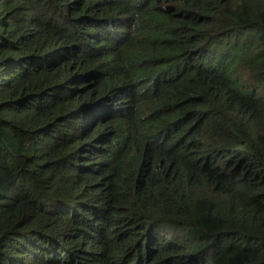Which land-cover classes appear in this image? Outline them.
I'll return each instance as SVG.
<instances>
[{
	"label": "trees",
	"instance_id": "obj_1",
	"mask_svg": "<svg viewBox=\"0 0 264 264\" xmlns=\"http://www.w3.org/2000/svg\"><path fill=\"white\" fill-rule=\"evenodd\" d=\"M0 264H264V0H0Z\"/></svg>",
	"mask_w": 264,
	"mask_h": 264
}]
</instances>
